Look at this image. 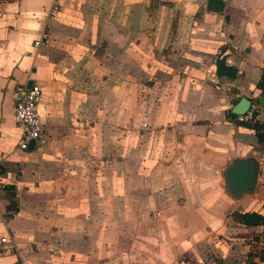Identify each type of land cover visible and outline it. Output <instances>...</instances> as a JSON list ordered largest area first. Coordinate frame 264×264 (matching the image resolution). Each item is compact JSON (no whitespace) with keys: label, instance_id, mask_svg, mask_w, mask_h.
<instances>
[{"label":"crops","instance_id":"obj_1","mask_svg":"<svg viewBox=\"0 0 264 264\" xmlns=\"http://www.w3.org/2000/svg\"><path fill=\"white\" fill-rule=\"evenodd\" d=\"M162 1L179 15L178 47L149 56V133L141 135L149 156L138 170L123 168L120 143L136 137L125 110L149 51L147 0H0V264H191L219 252L234 226L245 234L264 227L232 217L264 216L255 208L264 202L262 142L246 127L251 142L235 141L242 126L218 111L226 98L235 106L247 97L259 109L252 119L264 116V0H217L212 10L210 0ZM43 30L49 39L35 47ZM222 58L236 78L217 75ZM30 81L42 89L44 131L34 151L7 158L21 138L13 93ZM107 107L117 112L114 166L88 168L87 155L104 153ZM249 157L260 162L257 192L238 201L222 173ZM14 162L24 168H6ZM141 204L149 214L138 219Z\"/></svg>","mask_w":264,"mask_h":264},{"label":"rangeland","instance_id":"obj_2","mask_svg":"<svg viewBox=\"0 0 264 264\" xmlns=\"http://www.w3.org/2000/svg\"><path fill=\"white\" fill-rule=\"evenodd\" d=\"M167 3H169V1L150 0L149 3V0H147L148 7L145 12L144 20L145 28L142 31H145L144 33L147 35V38L149 40V51H143V54H146L147 57L140 58L142 61L139 62L141 67L139 69L140 73L137 78L136 100H134L130 105L131 108L125 110L128 116L131 113V122L128 126L131 128V131H135L136 135L134 136L136 137L123 139L120 143L121 146L125 147V151H123L122 154L126 155L124 158L127 160V162L123 164V168H126V166H135V168H139L138 170H140V168L145 167L144 162L146 161V155L149 156L145 149L141 148L143 145L145 146L148 143L147 140H145L146 138L141 136L143 134L142 130L149 133V86L151 83H153L151 79H149V56H151L152 53L165 52L168 55L170 53L173 54L177 52L178 45L176 41V23L179 15L174 11H163L161 6L167 5ZM149 8L151 9V11H149ZM112 17L113 16H111V18ZM164 20L169 22V26L166 25V27L163 28L161 21ZM175 65L176 64H174L173 62L169 63L170 69H172ZM146 67H148V71ZM114 85L115 80L112 79L110 82V86L113 88ZM226 99L227 101L225 105L218 110L220 112V120L223 119L226 121L232 120L235 122H241L242 119L244 122L247 121V123L252 125H254L255 122H260L261 124H264V116L260 115L256 118L257 121H255V119H249L248 116L242 117L240 119L231 118L229 113L231 108L234 106V101H229V98ZM116 113L117 112L115 108L107 107V117L111 118L107 119L106 140L104 141V153L101 156L87 155L85 159L87 160L88 168H113L115 158L114 154H117V152H115V148L117 149V146H119L117 143V141H119L117 139V134L119 132L118 126H116L115 122L113 121V117L116 116ZM144 123L148 124L147 127L143 126ZM232 133L235 137V141L236 138L239 139V143L241 142L243 144L245 142H251L249 139V135L253 133L250 132V130L248 129L241 127ZM232 133H229L228 135L229 140H231ZM262 133L264 134V128ZM137 136L139 138H137ZM95 150L97 151V149ZM260 153L261 157L264 158V142H262V146L260 147ZM79 161L81 162L82 159H80ZM6 168H24V166L21 162H14L13 164L9 163ZM262 171L264 173V168H262ZM136 175L137 177L144 178L145 173L137 172ZM223 184H225L224 180ZM259 190H261V194L263 195H260L261 198L264 199V181H261ZM255 208L258 211L264 212V210H262V208L264 209V202L259 207L255 206ZM139 210L140 211L138 214V219H141V217H145L144 214H149V205L141 204L139 206ZM230 232L231 235L226 237L225 240L222 242V245L224 246L222 249H218L219 252L214 253L209 251H203L199 254V258L192 261L191 264H251V262L248 263L247 261L249 251H259L264 248V227H262V229H259V231H252L251 233L245 234L242 233V231H239L237 229V226H234L233 229H230ZM107 242L108 241H106L105 243ZM110 243H114V237H112Z\"/></svg>","mask_w":264,"mask_h":264},{"label":"built area","instance_id":"obj_3","mask_svg":"<svg viewBox=\"0 0 264 264\" xmlns=\"http://www.w3.org/2000/svg\"><path fill=\"white\" fill-rule=\"evenodd\" d=\"M48 39V32L43 30L41 36L34 42V46L39 47L47 43ZM41 99L42 89L38 84H33L30 88L27 86L19 87L14 91L13 103L17 127L21 131V138L7 158H19L23 152L29 150L31 140L38 141L41 138L44 131L39 111ZM258 110L251 107L248 112L249 118H254ZM147 125V123L143 124L144 127H147ZM1 181L2 178L0 177ZM2 242H6V239L3 238Z\"/></svg>","mask_w":264,"mask_h":264},{"label":"water","instance_id":"obj_4","mask_svg":"<svg viewBox=\"0 0 264 264\" xmlns=\"http://www.w3.org/2000/svg\"><path fill=\"white\" fill-rule=\"evenodd\" d=\"M32 85L33 81H30L27 87L30 88ZM252 103L251 99L242 97L231 109V113L236 116H245L250 111ZM258 104L264 109V86L258 98ZM35 147L36 141L31 140L29 150L34 151ZM259 172L260 162L256 158H236L232 160L222 173L227 194L238 201L246 196L255 195Z\"/></svg>","mask_w":264,"mask_h":264},{"label":"trees","instance_id":"obj_5","mask_svg":"<svg viewBox=\"0 0 264 264\" xmlns=\"http://www.w3.org/2000/svg\"><path fill=\"white\" fill-rule=\"evenodd\" d=\"M212 2L216 4L219 1L210 0L209 5H208V9L210 10L213 9ZM222 7H223V4L221 5L220 10L222 9ZM216 65H217V75L218 76H225V77H228L229 79L236 78V74H237L236 68L229 66L226 63V60L224 58L218 59ZM231 116L235 119H238L236 115L231 114ZM235 125L253 129L256 132V135L259 141L264 142V136L261 137V134H260V131L261 130L263 131L264 124H261L260 122H255V124L252 125V124L247 123V121L244 122L243 120H241V122H235ZM232 217L234 221L240 224H243L246 227H257V226L264 225V216L258 212L236 211L232 214ZM255 257H259V259L264 262V250H262L258 254L256 252L249 253V261L251 262V264H255V262L253 261Z\"/></svg>","mask_w":264,"mask_h":264}]
</instances>
